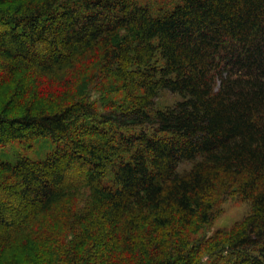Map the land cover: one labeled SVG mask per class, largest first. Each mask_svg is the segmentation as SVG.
I'll use <instances>...</instances> for the list:
<instances>
[{
	"label": "trees",
	"instance_id": "trees-1",
	"mask_svg": "<svg viewBox=\"0 0 264 264\" xmlns=\"http://www.w3.org/2000/svg\"><path fill=\"white\" fill-rule=\"evenodd\" d=\"M43 138L0 264H264V0H0V149Z\"/></svg>",
	"mask_w": 264,
	"mask_h": 264
},
{
	"label": "rangeland",
	"instance_id": "rangeland-1",
	"mask_svg": "<svg viewBox=\"0 0 264 264\" xmlns=\"http://www.w3.org/2000/svg\"><path fill=\"white\" fill-rule=\"evenodd\" d=\"M101 93L94 92L93 98L99 99ZM179 99L177 94L169 91H162L158 98V105L173 104ZM32 146L28 147L26 143H17L6 148L0 149V156L5 160H11L18 153H23L34 158H41L47 152L53 150L54 144L48 138L40 139L32 142ZM251 210L249 201L242 200L238 195L229 197L221 206L220 211L214 220L213 224L205 231L208 236L212 235L217 230H228L235 223L241 221Z\"/></svg>",
	"mask_w": 264,
	"mask_h": 264
}]
</instances>
